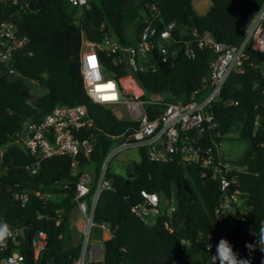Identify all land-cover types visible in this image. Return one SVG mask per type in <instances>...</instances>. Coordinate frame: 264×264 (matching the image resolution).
<instances>
[{
  "label": "trees",
  "instance_id": "trees-1",
  "mask_svg": "<svg viewBox=\"0 0 264 264\" xmlns=\"http://www.w3.org/2000/svg\"><path fill=\"white\" fill-rule=\"evenodd\" d=\"M210 2L205 13H198L192 0H88L82 7L68 0H31L26 10L11 0H0V20H12L20 33L29 37L21 49L0 64V148L17 131L31 121H40L60 103H83L94 120L91 128L80 133L81 137H91L94 150L89 156L79 155L77 174L67 155L44 158L31 173L35 162L32 154L16 143L5 149L0 157V220L17 235L16 241L10 238L7 247L0 249V264L15 250L24 255V264L74 262L82 240L79 231V241H72L71 223L72 209L77 207L79 174L88 170L93 175L87 196L90 200L106 154L137 125L117 118L112 109L87 95L79 59L83 37L100 42L115 33L122 43L135 42L144 20L149 18L160 28L175 20L174 34L183 39L193 38L191 31L196 28L209 30L227 45H236L244 38L247 20L264 0ZM99 55L104 70L112 76L119 78L127 72L124 64H113L115 54L100 51ZM248 55L245 70L230 74L214 105L222 138L247 142L244 154L235 163L242 166V207L248 214L244 220L228 225L227 232L217 239H227L242 258L249 256L245 244H255L259 227L264 225V52L249 50ZM214 57L212 49L196 47L194 58L179 54L169 72L160 67L138 73L137 79L146 93L164 92L167 101L185 100L209 74ZM7 66L15 72H9ZM32 81L45 92L35 94ZM231 100L237 103L231 105ZM138 149L140 158L131 162L125 174L108 170L111 187L101 191L94 221L108 224L111 237L104 241L102 258H93L88 264H212L216 247L211 252L206 249L207 235L225 224L215 213L222 195L219 181L210 174L203 175L198 163L182 161L179 154L154 161L145 147ZM142 189L161 196L174 194V232L164 226L163 216L150 225L133 213L132 205L141 199ZM17 193H27L28 197L23 201ZM40 231L47 233V245L36 257L33 238ZM252 264H264V253Z\"/></svg>",
  "mask_w": 264,
  "mask_h": 264
},
{
  "label": "built area",
  "instance_id": "built-area-1",
  "mask_svg": "<svg viewBox=\"0 0 264 264\" xmlns=\"http://www.w3.org/2000/svg\"><path fill=\"white\" fill-rule=\"evenodd\" d=\"M11 1L26 10L31 0ZM68 1L79 7L88 5V0ZM74 22L77 23L78 19ZM176 27L175 20L165 23L160 28L154 25L151 19L146 18L135 42L122 43L115 33L107 34L100 42L83 37L79 59L87 95L93 102L112 109L117 118L136 122L137 125L106 154L90 200L87 196L94 183L93 175L88 170L79 174L75 199L77 209L85 221L80 228L82 237L80 254L72 264H88L89 260L94 258L93 227L97 225L94 221L97 200L103 189L111 187L107 174L109 163L122 149L145 147L149 158L154 161H165L174 154H179L182 161L198 163L203 169V175L210 174L213 179L219 181L222 195L215 213L225 224L218 232L207 235L206 249L208 243H211L214 249L219 234L226 233L228 225L233 224L235 220H244L248 214V209L242 207L243 191L239 180L242 166L225 154L226 140L218 130L220 122L215 116L214 105L219 100L230 74L245 70V63L249 58L248 51L264 52V2L247 20L244 38L236 45H227L216 40L209 30L200 32L196 28L191 31L193 38L183 39L174 34ZM28 40L29 37L20 33L19 27L12 20H0V64L11 58ZM196 47L210 48L215 52V57L210 62L209 74L203 77L201 85L192 91L186 100L167 101L164 92H154L157 93L155 95H161L159 99L149 97L150 93L141 88L137 74L148 70L156 71L160 67L171 69L176 64L179 54L194 58ZM100 51L115 54L113 64H124L127 72L119 78L106 72L101 62ZM90 58L95 59V66L90 62ZM97 62L103 81L96 79ZM7 68L9 72H15L14 68L8 66ZM107 81L115 82L120 94L119 102H104L97 94L96 85ZM236 103L235 100L229 102L231 105ZM93 125L94 120L89 116L85 104H57L40 121H31L25 129L17 131L12 140L0 148V157L9 144L16 143L35 157L31 173L37 171L42 159L54 155H67L72 158L73 173L77 174L79 155L89 156L94 150L91 137H81L80 133ZM140 193L141 199L132 205L133 213L150 225L163 216L164 226L170 232H174L175 226L172 221L176 207L174 194L161 196L158 192L146 189H142ZM16 197L25 201L28 194L17 193ZM99 225L111 233L108 224ZM16 235L17 232L15 237ZM33 245L35 255L38 257L47 245V233L37 232L33 238ZM263 253L257 248L248 259L253 262ZM23 261L24 255L15 250L4 257L1 264H24Z\"/></svg>",
  "mask_w": 264,
  "mask_h": 264
},
{
  "label": "clouds",
  "instance_id": "clouds-1",
  "mask_svg": "<svg viewBox=\"0 0 264 264\" xmlns=\"http://www.w3.org/2000/svg\"><path fill=\"white\" fill-rule=\"evenodd\" d=\"M98 71L96 79L97 81H103V76ZM96 92L104 102H119L120 94L114 81L101 82L96 85ZM255 244L246 243L245 247L249 251V255L257 248L261 252H264V225L259 227V236ZM15 238L14 229L3 220H0V248L7 247L9 239ZM212 244L208 243L207 250L212 251ZM212 264H252L248 258H242L238 252L234 251V246L225 238H221L216 246V253L211 257Z\"/></svg>",
  "mask_w": 264,
  "mask_h": 264
},
{
  "label": "rangeland",
  "instance_id": "rangeland-1",
  "mask_svg": "<svg viewBox=\"0 0 264 264\" xmlns=\"http://www.w3.org/2000/svg\"><path fill=\"white\" fill-rule=\"evenodd\" d=\"M205 0H192V5L194 9L196 8L199 10L197 6H201ZM201 8V7H200ZM32 90L35 94L39 95L45 92V88L40 86L37 82L32 81L31 82ZM247 147V142L245 140L241 139H235V140H230L224 142V149H225V154L226 156L233 160L236 161L242 155L244 154V151ZM140 158V152L137 147H131V148H126L120 150L116 156L110 161L109 163V168L113 172L117 173H122L125 174L128 167L130 166L131 162L134 160H138ZM82 220V219H81ZM80 221V219H79ZM97 226L93 227V241L95 242L94 239V232L96 231ZM73 237L72 241L73 242H78L80 239V232L77 228H75L74 225V230H73ZM104 238H101L96 244L100 245L101 252H104Z\"/></svg>",
  "mask_w": 264,
  "mask_h": 264
},
{
  "label": "crops",
  "instance_id": "crops-1",
  "mask_svg": "<svg viewBox=\"0 0 264 264\" xmlns=\"http://www.w3.org/2000/svg\"><path fill=\"white\" fill-rule=\"evenodd\" d=\"M210 6H211L210 0H205L201 6H197V7H199L198 8L199 10H197L196 8H195V10L198 13H205L209 9ZM155 94H157V93H150V95H155ZM79 219H80V221H79ZM84 221H85L84 216L78 211L77 207H74L72 209V214H71L72 234L74 232L73 231L74 225H75V228H77L80 231V228L83 225ZM96 226H97V228H96V231L94 232L95 242L93 241L94 242V249H93L94 255L93 256H94V258H102L104 252L103 253L101 252L100 245L96 244V242H98L101 238H104V240L108 239L109 237H111V233L108 230H104L98 224Z\"/></svg>",
  "mask_w": 264,
  "mask_h": 264
},
{
  "label": "bare ground",
  "instance_id": "bare-ground-1",
  "mask_svg": "<svg viewBox=\"0 0 264 264\" xmlns=\"http://www.w3.org/2000/svg\"><path fill=\"white\" fill-rule=\"evenodd\" d=\"M201 32V31H200ZM205 77V76H204ZM152 99H159L161 95H149ZM186 100V99H185ZM60 103V102H59ZM59 222V221H58ZM99 225V224H98Z\"/></svg>",
  "mask_w": 264,
  "mask_h": 264
},
{
  "label": "snow or ice",
  "instance_id": "snow-or-ice-1",
  "mask_svg": "<svg viewBox=\"0 0 264 264\" xmlns=\"http://www.w3.org/2000/svg\"><path fill=\"white\" fill-rule=\"evenodd\" d=\"M90 62L93 64V66H95V59L94 58H90Z\"/></svg>",
  "mask_w": 264,
  "mask_h": 264
},
{
  "label": "water",
  "instance_id": "water-1",
  "mask_svg": "<svg viewBox=\"0 0 264 264\" xmlns=\"http://www.w3.org/2000/svg\"><path fill=\"white\" fill-rule=\"evenodd\" d=\"M169 70H170V68H166L165 71H166V72H169ZM157 113H158V109H157Z\"/></svg>",
  "mask_w": 264,
  "mask_h": 264
}]
</instances>
